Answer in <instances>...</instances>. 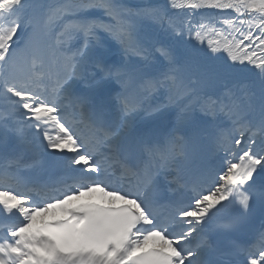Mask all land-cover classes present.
Listing matches in <instances>:
<instances>
[{"label": "snow or ice", "instance_id": "snow-or-ice-1", "mask_svg": "<svg viewBox=\"0 0 264 264\" xmlns=\"http://www.w3.org/2000/svg\"><path fill=\"white\" fill-rule=\"evenodd\" d=\"M0 264H264V0H0Z\"/></svg>", "mask_w": 264, "mask_h": 264}]
</instances>
